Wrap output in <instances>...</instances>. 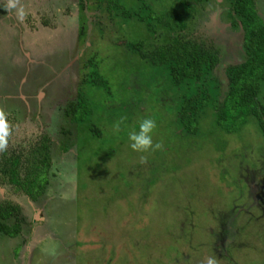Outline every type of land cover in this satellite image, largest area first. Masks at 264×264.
I'll return each mask as SVG.
<instances>
[{"label": "rangeland", "instance_id": "rangeland-1", "mask_svg": "<svg viewBox=\"0 0 264 264\" xmlns=\"http://www.w3.org/2000/svg\"><path fill=\"white\" fill-rule=\"evenodd\" d=\"M183 1L141 3L184 17L181 31L217 51L214 73L226 79V65L242 60L241 30L223 0ZM255 1L264 18V0ZM79 2L20 0L21 21L0 0V106L17 126L4 153L27 152L43 135L51 153L37 200L0 179V200L18 203L25 217L16 236L0 233V264H202L212 255L219 264H264V136L255 119L226 133L206 109L198 134L185 135L165 70L127 46L152 48L165 37L161 27L150 33L137 13L123 19L94 0ZM93 52L107 87L80 89L94 115L74 130L65 109L83 88ZM143 118L156 121L152 139L161 149L129 147Z\"/></svg>", "mask_w": 264, "mask_h": 264}, {"label": "trees", "instance_id": "trees-1", "mask_svg": "<svg viewBox=\"0 0 264 264\" xmlns=\"http://www.w3.org/2000/svg\"><path fill=\"white\" fill-rule=\"evenodd\" d=\"M88 2L89 0H84ZM120 0H94L98 8L128 19L136 14L145 28L154 33L161 27L162 42L145 49L143 41L127 44L128 49L137 53L140 60L165 70L169 83L174 86L180 101L176 112V122L182 133L192 137L198 134L199 118L210 109L211 125L226 133L237 132L252 117L264 136V98L259 95L264 83V18L259 13L255 0H223L227 16L232 25L242 32V60L226 65L224 76L216 77L214 68L220 60L217 51L206 48L196 39L186 36L184 17L178 13L164 11L154 14L143 0H135L138 11L118 9ZM184 3L183 0H177ZM199 1V0H198ZM203 1V0H200ZM141 3V4H139ZM85 8L88 3L79 2ZM96 5V6H97ZM79 34L86 28V18L81 10ZM188 13V8L185 11ZM192 17V14L191 16ZM97 53L87 58V72L82 79L83 88H78L75 100H70L65 109V117L74 123V130L94 114L89 109L88 96L80 89L85 86L105 88L107 83L99 71ZM146 64L143 63V67ZM146 67V66H145ZM88 83V84H87ZM170 84L169 87H170ZM223 85V88H220ZM182 92V94L180 93ZM94 128H90L92 130ZM49 137L43 135L36 145L27 152H11L0 157V179L2 183L37 200L44 192L51 166ZM25 221L21 207L11 199L0 200V233L14 237L19 234Z\"/></svg>", "mask_w": 264, "mask_h": 264}, {"label": "clouds", "instance_id": "clouds-1", "mask_svg": "<svg viewBox=\"0 0 264 264\" xmlns=\"http://www.w3.org/2000/svg\"><path fill=\"white\" fill-rule=\"evenodd\" d=\"M6 7L8 9H17L18 19L23 21L25 14L20 0H7ZM9 116L10 113L0 106V154L8 150L10 141L13 139L17 127L10 121ZM121 123H123V121L118 122L114 126L115 131H120ZM156 126V121L152 118H143L140 120L138 130L134 129L128 134V140L130 142L129 147L135 152H147L149 150L155 151L161 149V143L157 142L153 144L152 133ZM141 160L143 161L144 157H141ZM202 264H219V261L215 255H212L205 257Z\"/></svg>", "mask_w": 264, "mask_h": 264}, {"label": "bare ground", "instance_id": "bare-ground-1", "mask_svg": "<svg viewBox=\"0 0 264 264\" xmlns=\"http://www.w3.org/2000/svg\"><path fill=\"white\" fill-rule=\"evenodd\" d=\"M36 214H37V212H36Z\"/></svg>", "mask_w": 264, "mask_h": 264}]
</instances>
